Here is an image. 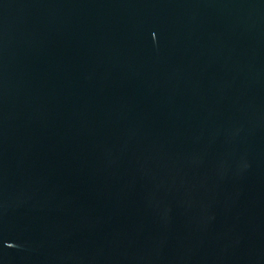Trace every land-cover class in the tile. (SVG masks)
Listing matches in <instances>:
<instances>
[{
    "label": "water",
    "instance_id": "95a60500",
    "mask_svg": "<svg viewBox=\"0 0 264 264\" xmlns=\"http://www.w3.org/2000/svg\"><path fill=\"white\" fill-rule=\"evenodd\" d=\"M0 264H264V0H0Z\"/></svg>",
    "mask_w": 264,
    "mask_h": 264
}]
</instances>
